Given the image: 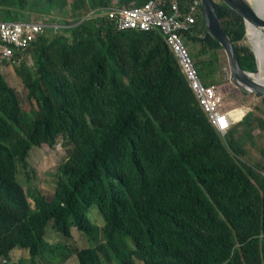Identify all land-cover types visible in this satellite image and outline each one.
I'll use <instances>...</instances> for the list:
<instances>
[{
  "label": "trees",
  "instance_id": "trees-1",
  "mask_svg": "<svg viewBox=\"0 0 264 264\" xmlns=\"http://www.w3.org/2000/svg\"><path fill=\"white\" fill-rule=\"evenodd\" d=\"M57 1L62 2L32 0L29 10L44 15ZM110 1L75 0L74 9L82 14ZM117 1L137 6L146 0ZM26 4L0 0L2 7ZM214 5L240 67L255 71L253 54L242 41L241 16ZM87 23L59 34L45 29L21 53L29 54L33 64L25 72L28 94L38 105L30 121L0 74V259H8L2 254L19 243L29 250L30 264L50 261L44 255H53L54 264L72 258L79 264H264V215L258 213L264 179L236 164L169 49L155 32L119 31L113 21L99 17ZM195 27L208 50L220 49L201 21ZM244 123L225 138L234 154V131L253 129L252 122ZM57 135L81 161L70 177L74 188L112 208L101 210L105 244L95 245L104 250V261L99 255H70L66 245H48L42 235L23 243L20 229L10 226L9 206L24 200L20 192L8 194L7 180L31 147L51 146ZM227 206L233 211L229 215ZM220 214L234 220L227 235ZM72 226L91 232L79 216H73ZM235 243L239 249H233Z\"/></svg>",
  "mask_w": 264,
  "mask_h": 264
},
{
  "label": "clouds",
  "instance_id": "clouds-1",
  "mask_svg": "<svg viewBox=\"0 0 264 264\" xmlns=\"http://www.w3.org/2000/svg\"><path fill=\"white\" fill-rule=\"evenodd\" d=\"M148 1L149 0H146L142 4L137 5V6L135 5L126 6V5H120L117 0H111L110 3L106 6H99V7L91 8L88 12H83L82 19L88 20L91 16L93 17V21L96 17L105 18L109 21H113V25L115 26V29H116V19L109 17L106 14V11L112 8L132 9V8H136L139 6H143ZM153 1H158L161 8L165 9L166 12L168 13L172 12L170 9V5L173 0H153ZM212 1H213V5L215 3L225 5L221 0H212ZM176 2H177L176 5H177L179 15L182 17H191L193 20L192 22H188V23L185 22V28H181L177 30L176 34L179 37L183 47L188 52V55L192 61L193 67L196 70L197 77H198L200 84L203 85L204 87H213L215 95L219 98L217 112L220 115H223L225 117L226 119L225 128H219L218 125L216 124V121L211 120L208 114L202 108L196 93L190 87L186 79V76L182 72L181 67L178 63V60L172 48L168 45L167 38L163 36V31L161 30V28L156 27L154 29H148V30L133 29V31L144 32V33L145 32H155L157 34L156 37L159 38L160 41H162L166 45V47L169 49V51L175 58L177 66L180 70V73L183 79L185 80L187 87L189 88L196 102L198 103L201 111L203 112L207 122L209 123L211 128L214 130V133L219 138L221 143H223V146L230 152L236 164L243 171H251L252 173L254 172L256 174V175L253 174L254 177L257 176V178L264 179V166H262L257 161V160H260L261 158H264V146L261 143L260 149L253 150L252 153L249 155V158L244 159L245 141L241 140L242 137H249L251 139L250 144L253 146L256 145L257 142L254 139L252 132L253 130H259V133H261L264 130V125L262 123H258L256 120L252 119V124H253L252 130L248 132L242 126L238 130L234 131L233 140L235 142V149L237 151V154H234L231 152V150L229 149L225 141V138H226L225 136H227V134L233 130L236 124L237 125L242 124L247 114L250 112H253L255 116H257L262 122H264V117L258 113L260 111V107L258 106V104L264 105V101H263L264 98L256 94L242 92L239 89H237L230 82L229 69H228L226 60H225L224 66L221 68L219 66L220 70L216 72L217 76L216 78H214L216 79V81H213L211 83H205V84L202 83L199 77V71L197 70L196 65L194 63V59L191 56V53L189 51L190 47L196 43H201L202 45H204L203 39H205V36L202 32H200L198 28L195 27L196 24L199 21H201L206 31L201 0H176ZM214 8H215V5H214ZM101 10H103V12ZM215 12H216V9H215ZM5 13H6L5 16H8V11H5ZM13 13L15 12H13V10H10L9 15L16 16V18L14 17L16 20L7 21L6 19H0V22L41 24L43 26V29H42V32L36 34L35 38L29 41L27 46L23 49H15L16 47L14 46V43L6 44L0 41V74L3 78V81L6 84H7L6 76H5V73H3L2 71L3 63L8 64V68L9 69L12 68L13 70H10V71H14L16 76H20L19 75V73H21V70H19L21 69L20 63L22 61H25L24 59L28 58V55L22 56L21 53L29 46L31 42L35 41L39 37V35L43 34L46 28L52 29L54 33L59 34L60 31L62 32L64 28L74 27V26L81 24L80 22H76L74 26H72V24L67 25L66 23L49 24V21L46 19L44 21H41V19L47 18V16L41 15V14L39 15H41L42 17L38 16L34 18V21H27L26 19L17 18V15H13ZM206 34L208 33L206 32ZM244 35H245V27H244ZM244 40H245V36L242 41ZM185 44H187V46H185ZM248 46L251 50L250 44ZM3 47L12 49L13 52L10 57L9 56L6 57L2 55ZM219 48L220 49L217 51H222V53H224L220 45H219ZM204 51L206 52L210 50L206 48L204 49ZM235 51H236V48H235ZM253 58H254V55H253ZM254 63L256 67L255 58H254ZM243 71L247 73H251V74H256L257 67L255 71H247V70H243ZM223 83L231 84L241 94L250 95L254 98L256 97L258 99L257 104L254 107H245V110H243L244 112L243 115H241L236 120L232 119L233 113H229L231 110L222 108L223 99H222L221 93L218 91V88ZM7 86L14 92V90L8 84ZM19 108H20V104H19ZM34 112H38V110H35ZM237 131H240L241 134L238 135ZM58 139L61 140V145L63 146V149L68 152V154L66 155L65 158L62 157L60 161L58 162V164L55 165V163H52L51 164L52 166L48 168L46 172H42L38 174L35 167L32 165L33 163L32 160H33L35 153L43 147L47 149L57 150L58 146L56 144V141ZM80 164H81V161L77 159V157H75L74 155V149L70 148L60 135H57L54 138V142L51 146L42 145L41 147H36V146L31 147L25 158V162H19L18 165L16 166L13 176L9 180H7L8 194L20 192L24 200V201L21 200L22 202L21 206H18V207L9 206L8 220L10 222L11 228L18 227L20 229L18 238L23 243L26 241V239L29 236L33 234L42 235L44 241L45 242L46 240L48 241V243L46 242L48 245H51V246H55L57 244L66 245L67 249H70V253H71L70 255H99L100 259L104 261L103 257L101 256L103 255L104 250L97 249L95 245L99 243L105 244V241L103 239V229L105 227L106 222H105L103 215L101 214V210L102 209L109 210L112 208L104 206L99 201V199L96 198L95 196H88L85 193H83L80 186L78 190L74 188L73 183L70 182V177L72 174L75 173L76 169L78 168ZM252 182L254 186L258 190H260L257 182L256 181L255 182L252 181ZM259 198L261 199V201L258 203V206H259L258 213H259V217H261L264 215V199L261 194H259ZM232 212L233 211L231 207L227 206L225 208L226 215H229ZM73 216L75 217L79 216L80 219L84 222L85 227L87 229H90L91 232L86 233L85 231H82L80 229H76L75 227H73L72 226ZM220 218L225 223L224 234L227 235L229 234V232L233 231L234 220L227 221L224 218V216H222L221 214H220ZM242 221L247 222L243 219ZM48 226L50 227V230L46 234V228ZM52 237H55L56 239L54 240L52 239ZM232 237L235 238V235L232 234ZM258 239L261 240L260 234L258 235ZM127 242L131 244V242L128 239H127ZM22 245L23 244H19V243L14 244L11 248H9L6 251V253H3L2 255H28L27 252H29V250L24 247L22 248ZM233 249H239V244L235 243ZM123 255H127V253H124ZM6 263L11 264V258H8V259L1 258L0 259V264H6ZM77 264H79L78 259H77Z\"/></svg>",
  "mask_w": 264,
  "mask_h": 264
},
{
  "label": "rangeland",
  "instance_id": "rangeland-1",
  "mask_svg": "<svg viewBox=\"0 0 264 264\" xmlns=\"http://www.w3.org/2000/svg\"><path fill=\"white\" fill-rule=\"evenodd\" d=\"M29 5L23 6V8L18 9L17 6L15 5H7V6H0V19H6L7 21H14L16 20L13 16L7 17L6 18V13L5 11H8V15L10 10H13V14H18L17 18L19 19H26L27 21H34V18L40 16L36 12L30 11V2L32 0H28ZM57 5L53 6V8L50 10H47V13L44 14L47 16V18L41 19V21H44L45 19L49 21V24L54 23V24H63L66 23H73L72 26L75 25L76 22H89L87 23L88 26H91V23L93 21V17L91 16L88 20H83L82 19V14H80V11L77 9H74V4L75 0H62V2L57 1ZM18 10V11H16ZM19 21V20H17ZM72 28V27H69ZM47 29V28H46ZM53 32V31H51ZM50 29L47 30L46 34H50ZM61 32V31H60ZM54 33V32H53ZM249 40L245 38L244 42L249 45ZM187 46V44H185ZM205 46L202 45L201 43H196L190 47V53L191 56L194 59V63L196 65L197 70L199 71V77L202 83H211L213 81H216V72L219 71V66L220 68L224 66L226 57L222 51H204ZM24 63L21 65L24 71L21 69V73H19L20 76H16L12 68H8V64L2 65L3 73H5L6 76V82L7 84L14 90L19 104H20V109L22 112V116L27 121L31 120L30 114L34 112L35 110H38V105L36 104L35 100L31 98V95L28 94V84H27V79H26V74L25 72L29 69L32 68V61L30 59V55L28 54V58L24 59ZM218 66V67H217ZM5 69V70H4ZM218 91L222 95V108L223 109H228L232 110L229 113L232 114V119L236 120L242 115L241 111H235L233 109H243L245 110V107H254L257 104L258 99L251 98L246 94H241L236 90L231 84L229 83H223L219 86ZM260 107V111L258 112L264 117V105L258 104ZM252 119L256 120L258 123H262L264 125V122H262L257 116L254 115L253 112H250L247 114L245 118V124H250L252 122ZM237 126V124L235 125ZM234 126V127H235ZM238 135L241 134L240 131H237ZM230 134V133H229ZM252 135L254 136V139L256 140L257 144L256 145H251L250 144V138L249 137H242L241 140L245 141V157L244 159L249 158V155L252 153L253 150H258L261 148V143L264 146V130L259 133V130H253ZM226 138H229V136H225ZM56 144L58 146L57 150L53 149H47L45 147L41 148L38 150L34 157H33V163L32 165L35 167L36 171L38 174L42 172H46L48 168H50L52 163L58 164L60 159L63 157L65 158L66 155L68 154L67 151L63 149V146L61 145V140L58 139L56 141ZM33 150V149H32ZM31 150V151H32ZM30 151V152H31ZM262 166H264V158H261L260 160H257ZM50 230V227L48 226L46 228V234ZM46 238V237H45ZM48 256L50 258L49 260H41L40 264H54L53 261H51L53 255H44ZM30 255H8V258H11V264H19L21 261L22 264H30L28 261V258ZM2 258V257H1ZM35 260L38 262L39 258L36 256ZM55 264H77L76 258L70 259L69 262H56ZM137 264H140L137 262Z\"/></svg>",
  "mask_w": 264,
  "mask_h": 264
},
{
  "label": "built area",
  "instance_id": "built-area-1",
  "mask_svg": "<svg viewBox=\"0 0 264 264\" xmlns=\"http://www.w3.org/2000/svg\"><path fill=\"white\" fill-rule=\"evenodd\" d=\"M176 4V0H173L170 5L171 13L162 9L158 1L149 0L143 6L132 9L112 8L106 11V14L116 19V29L119 31L161 28L202 108L211 120L216 121L219 128H225L226 119L217 112L219 98L215 95L213 87L200 84L188 52L176 34L177 30L185 28V22L193 21L191 17L180 16ZM42 29L41 24L0 22V41L6 44L14 43L15 49H23L36 34L42 32ZM12 52L11 48L2 49V55L6 57H10Z\"/></svg>",
  "mask_w": 264,
  "mask_h": 264
},
{
  "label": "water",
  "instance_id": "water-1",
  "mask_svg": "<svg viewBox=\"0 0 264 264\" xmlns=\"http://www.w3.org/2000/svg\"><path fill=\"white\" fill-rule=\"evenodd\" d=\"M221 1L242 17L245 27L244 36L249 40L248 42L256 62L257 73L251 74L241 69L235 47L221 28L212 0H201L206 32L224 51L229 69L230 82L242 92L253 93L264 98V85L258 80L264 76V67L259 66L258 54L254 45L255 40L250 36L252 32L261 30L263 32L261 38H264V11L260 8L263 0L256 1V4L249 0Z\"/></svg>",
  "mask_w": 264,
  "mask_h": 264
},
{
  "label": "bare ground",
  "instance_id": "bare-ground-1",
  "mask_svg": "<svg viewBox=\"0 0 264 264\" xmlns=\"http://www.w3.org/2000/svg\"><path fill=\"white\" fill-rule=\"evenodd\" d=\"M249 1L254 2L255 4H256V1L259 2V0H249ZM260 8L264 11V0ZM262 34L263 32L261 30H258V31L252 32V35H250L251 38L255 40L254 45H255V49L258 54V63L260 67H264V38H261ZM255 78L258 79L257 76H255ZM258 80L261 81L264 85V76L260 77ZM233 110L241 111L242 115L244 114L243 109L237 108Z\"/></svg>",
  "mask_w": 264,
  "mask_h": 264
},
{
  "label": "crops",
  "instance_id": "crops-1",
  "mask_svg": "<svg viewBox=\"0 0 264 264\" xmlns=\"http://www.w3.org/2000/svg\"><path fill=\"white\" fill-rule=\"evenodd\" d=\"M249 97H251V98H254V97H252V96H250V95H248Z\"/></svg>",
  "mask_w": 264,
  "mask_h": 264
}]
</instances>
